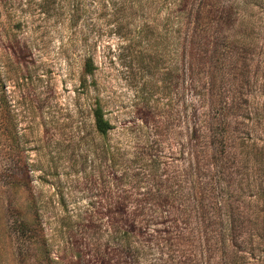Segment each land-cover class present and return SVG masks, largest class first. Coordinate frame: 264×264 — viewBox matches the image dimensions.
Segmentation results:
<instances>
[{"label": "rangeland", "instance_id": "374dc122", "mask_svg": "<svg viewBox=\"0 0 264 264\" xmlns=\"http://www.w3.org/2000/svg\"><path fill=\"white\" fill-rule=\"evenodd\" d=\"M193 1L0 0V264H264V0Z\"/></svg>", "mask_w": 264, "mask_h": 264}, {"label": "trees", "instance_id": "16d2710c", "mask_svg": "<svg viewBox=\"0 0 264 264\" xmlns=\"http://www.w3.org/2000/svg\"><path fill=\"white\" fill-rule=\"evenodd\" d=\"M193 0H177V7L178 9L176 10L177 11V16L180 17L181 16H184L185 20L187 21L185 22L186 24L188 25H191L192 23V18L194 17V15L199 12H205L207 11V4L204 2V1H201V3L199 2H195ZM196 8V11H194ZM195 13V14H194ZM94 69V65L92 63V60L90 57H86L84 59V64H83V71L84 73H91L92 70ZM5 101H4V96H3V93L0 91V112H1V109L5 106ZM91 113H92V122H93V127L95 129V131L100 134V135H104L106 134V132L111 129V124L108 123L107 119H105L103 117V113H102V110L99 106L95 105L92 110H91ZM10 124V123H8ZM12 142H14L12 140ZM16 146V144L14 143V147ZM14 168H18V163L17 162H14ZM24 167V166H23ZM25 174H23V177L21 179L17 178L16 176L13 175V173L9 174V178L10 180H14V181H17L19 183H21L22 185H24V183H28V176H27V173L24 172ZM19 228H22L20 229V232L21 230L23 231V228H25V224L24 223H19ZM27 228V226H26ZM39 228V231L41 230V227H38ZM28 229V228H27ZM25 232V231H23ZM47 264H50V258H48V262Z\"/></svg>", "mask_w": 264, "mask_h": 264}]
</instances>
